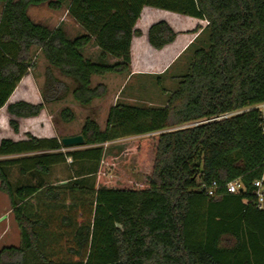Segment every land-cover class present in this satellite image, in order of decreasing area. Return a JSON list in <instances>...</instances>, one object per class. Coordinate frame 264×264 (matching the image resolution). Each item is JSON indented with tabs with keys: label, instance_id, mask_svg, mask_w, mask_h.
<instances>
[{
	"label": "trees",
	"instance_id": "trees-1",
	"mask_svg": "<svg viewBox=\"0 0 264 264\" xmlns=\"http://www.w3.org/2000/svg\"><path fill=\"white\" fill-rule=\"evenodd\" d=\"M0 109L15 137L0 139V190L10 200L19 245L0 248V264H264V207L252 201L264 152L257 110L209 120L264 102V0H0ZM46 5L79 26L71 35L30 15ZM147 7L207 22L209 46L194 52L163 108L116 103L103 129L88 115L81 131L63 137L22 132V121L70 94L82 107L108 93L94 76L132 71V44ZM178 32L165 19L147 32L162 50ZM33 48L47 66L42 100L12 96L33 66ZM93 48L95 55L88 53ZM76 119L71 107L60 112ZM197 122H201L196 124ZM82 135L83 149L64 137ZM136 137L145 176L119 188L99 185L95 174L104 144ZM76 146V145H73ZM92 164L88 176L75 165ZM56 166L68 181L14 185L8 169L22 177H46ZM239 179L244 189L209 196L202 184Z\"/></svg>",
	"mask_w": 264,
	"mask_h": 264
},
{
	"label": "rangeland",
	"instance_id": "rangeland-1",
	"mask_svg": "<svg viewBox=\"0 0 264 264\" xmlns=\"http://www.w3.org/2000/svg\"><path fill=\"white\" fill-rule=\"evenodd\" d=\"M2 7L3 4L0 3V14ZM30 15L35 21L46 23L50 27L63 25L71 35L81 32L77 23L68 16L65 8L54 11L46 5L33 6L30 8ZM161 18L169 20L178 32V40L175 44L163 51H157L147 44L146 36L139 37L135 44L131 72L93 77V85L104 83L107 86L108 93L105 97L95 99L89 107H82L74 101L70 94L62 101L47 104L38 117L24 119L22 132L29 131L39 137H63L77 134L81 131L88 115L95 116L104 129L109 108L116 103L153 108L165 107L170 94L177 89L182 76L189 72L194 52L199 48L209 46V31L206 29V21L194 20L185 15L152 8L145 9L138 27L146 33L150 24ZM199 22L202 24H198ZM88 53L95 55L96 52L91 48ZM32 55L33 66L16 88L11 101L24 99L39 103L42 100L47 63L39 49L33 48ZM65 107H71L76 114V119L71 123H65L60 117V112ZM9 118L6 110L1 109L0 139L18 137L9 124ZM135 139L136 137H128L104 144L103 158L98 170L89 178L96 179L99 185L105 187H120L125 181L142 180L146 171L140 163L141 154ZM83 148L85 146L76 145L70 149ZM92 167V164L77 163L75 171L80 170V174L88 176V170ZM8 172L15 186L29 182L36 184L46 181L66 182L71 174L67 166L54 168L52 174L46 177H41L36 173L28 175L27 178L22 177L17 167H10ZM15 231V220L11 212L9 197L0 190V233L3 236L5 232L1 242L15 243L17 241Z\"/></svg>",
	"mask_w": 264,
	"mask_h": 264
},
{
	"label": "built area",
	"instance_id": "built-area-1",
	"mask_svg": "<svg viewBox=\"0 0 264 264\" xmlns=\"http://www.w3.org/2000/svg\"><path fill=\"white\" fill-rule=\"evenodd\" d=\"M248 110H257V112L260 114V117L262 119V133L264 135V102L254 104L252 106H248L245 108H241L238 110H234L231 112H226L222 113L219 116H216L212 119H207V120H202L201 122H207L209 120H218V119H223V118H228L230 116L248 111ZM201 122H197L201 123ZM202 189L206 191V193L209 196H215L218 191L221 189H225L229 193H237L241 190L244 189V186L242 182L239 179H235L232 181H229L228 183L224 185H219L217 183H212V184H202ZM252 201L255 203V205L259 208L262 209L264 207V152H263V158H262V165H261V171L260 175L253 181V198Z\"/></svg>",
	"mask_w": 264,
	"mask_h": 264
},
{
	"label": "crops",
	"instance_id": "crops-1",
	"mask_svg": "<svg viewBox=\"0 0 264 264\" xmlns=\"http://www.w3.org/2000/svg\"><path fill=\"white\" fill-rule=\"evenodd\" d=\"M147 8H151V7H147ZM146 9V8H145ZM145 9L143 10V12L145 11ZM153 10L155 9V8H152ZM157 10H159V9H157ZM171 13H173V12H171ZM142 17H143V13H142ZM141 17V18H142ZM189 17V16H188ZM192 19H194V20H199V21H205V20H201V19H197V18H194V17H191ZM161 19H165V18H161ZM160 20V19H159ZM165 20H167V19H165ZM139 21H141V19L139 20ZM139 21H138V23H139ZM168 22H169V20H167ZM138 23H137V27H138ZM170 23V22H169ZM152 24V23H151ZM150 24V25H151ZM171 24V23H170ZM198 24H202V23H198ZM150 27V26H149ZM173 27V26H172ZM149 29V28H148ZM148 32V31H147ZM147 32L146 33H144L143 32V34L141 35V36H146V41H147V44L150 46V44H149V42H148V37H147ZM141 36H138V37H135L134 38V40H133V44H132V56H133V62H134V50H135V44H136V42H137V40H138V38L139 37H141ZM177 40H178V36H177V38H176V40L172 43V44H169L168 46H166L165 48H163L162 49V51L163 50H165L167 47H169L170 45H173V44H175L176 42H177ZM151 47V46H150ZM152 48V47H151ZM152 49H154V48H152ZM154 50H156V49H154ZM157 51H161V50H157ZM1 110V109H0ZM56 167H59V166H56ZM55 167V168H56ZM112 188H119V187H112ZM11 212H12V210H11ZM14 216V215H13ZM15 220V219H14ZM15 229H16V231H15V235H16V237H17V241L15 242V243H9V242H1V239L3 238V236L5 235V232H4V235L2 236L1 234L2 233H0V244H1V247L2 246H5V245H19V241H20V231H19V228H18V226H17V224H16V221H15Z\"/></svg>",
	"mask_w": 264,
	"mask_h": 264
},
{
	"label": "water",
	"instance_id": "water-1",
	"mask_svg": "<svg viewBox=\"0 0 264 264\" xmlns=\"http://www.w3.org/2000/svg\"><path fill=\"white\" fill-rule=\"evenodd\" d=\"M62 143L65 146L80 145L84 143V137L82 135L64 137L62 139Z\"/></svg>",
	"mask_w": 264,
	"mask_h": 264
}]
</instances>
